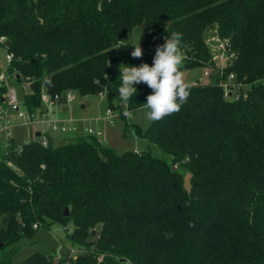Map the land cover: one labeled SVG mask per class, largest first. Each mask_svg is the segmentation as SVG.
<instances>
[{"label":"trees","instance_id":"obj_1","mask_svg":"<svg viewBox=\"0 0 264 264\" xmlns=\"http://www.w3.org/2000/svg\"><path fill=\"white\" fill-rule=\"evenodd\" d=\"M215 38L228 44L222 66ZM1 39L12 58L0 72L28 114L42 109V92L103 96L124 120L150 107L135 135L170 162L86 135L58 146L10 140L0 148V250L58 224L72 227L78 252L56 264H264V0H0ZM170 47L181 64L159 68ZM141 64L215 74L160 91L128 81H146ZM229 75L246 99L224 97ZM53 260L36 252L19 264Z\"/></svg>","mask_w":264,"mask_h":264},{"label":"rangeland","instance_id":"obj_2","mask_svg":"<svg viewBox=\"0 0 264 264\" xmlns=\"http://www.w3.org/2000/svg\"><path fill=\"white\" fill-rule=\"evenodd\" d=\"M142 31L139 28H135L130 35L126 37V44L136 51ZM207 42V40H206ZM5 41H0V68H3L7 63L5 60L6 50ZM211 52L212 48L210 49ZM166 65H160L159 68L171 67L173 64L180 65L183 59L181 50H177L170 47L164 52L163 58ZM217 61V60H216ZM219 65V62H216ZM120 70H123L120 67ZM139 70L146 77L144 80H128L130 82L139 83L143 85H149L156 90L164 91L178 85H191L193 82L199 81L200 84L209 83V80L203 76V70L201 68L184 70L177 73L162 74L156 68L148 65L141 64ZM209 76L215 74V71H206ZM18 99L20 98L21 92L15 87ZM30 89L28 86H24L23 92L28 93ZM74 96V101L61 105L59 107L60 116L62 115L69 117L82 116L90 118L94 123V127L98 126L109 137V147L114 148L117 153H123L126 151H148L150 154L158 159L170 162V157L162 152L159 148L153 145H149L145 140L139 139L135 135V127L141 128V130L148 127L151 117L150 107H145L137 111L129 112L125 115V120L121 117V112L118 117L113 119L112 124H109L103 120L98 121L105 115V110L109 107L106 100L102 96H88L80 97L75 93L71 92ZM20 100V99H19ZM115 104V100L112 103ZM84 105L85 109L80 110V106ZM48 124L36 123L27 127H16L12 129V136L18 143H25L29 141H42L46 137H53L52 145L58 146L63 144L68 138L73 137L72 135H60L47 131ZM45 131H47L45 133ZM40 133V136H36V133ZM2 149V148H1ZM3 150V149H2ZM182 176H185L183 170H180ZM72 230L69 225L66 228L58 224H53L47 231L44 228H40L36 231L32 238H21L17 242H14L5 248L0 250V263L1 264H19L24 259L29 257L31 254L39 252L45 255H50L54 260L63 258L67 252L71 256H74L78 252L76 246H72L67 239L68 234ZM93 237L89 239L93 241ZM1 246V245H0Z\"/></svg>","mask_w":264,"mask_h":264},{"label":"built area","instance_id":"obj_3","mask_svg":"<svg viewBox=\"0 0 264 264\" xmlns=\"http://www.w3.org/2000/svg\"><path fill=\"white\" fill-rule=\"evenodd\" d=\"M1 42L4 40L1 39ZM212 41V53L214 54L213 60L215 62H219V66H222L225 64V62L228 59V44L226 41H220L217 38L211 39ZM12 55L6 54L5 60L6 63H9L11 61ZM217 60V61H216ZM165 64V61L161 62V65L163 66ZM203 76L207 79L211 78V75L205 71L203 72ZM6 87V93L4 95V103L0 107V148H2L4 151L7 150L9 146L10 140L13 139L12 136V129L16 127H27L29 125H33L36 123H40L42 125L48 124L47 131H50L51 133H56L60 135H86V136H92L95 137L97 142L100 145H107V138L104 134V132L98 128H93L90 126H83L85 124V120H78L71 117L68 118H51L50 115L43 109L44 107H53L56 104H59L62 102V98H65L66 103H70L74 101V96L71 92H68L64 95H54L49 96L45 92H42L41 94V103L43 105L42 109L34 114H28L21 106V103L19 102L16 90L14 87L10 86L8 84V77L5 75L4 70L0 72V86ZM192 85H197V82H193ZM219 86L223 90L224 97L233 101H238L241 99L247 98V93L244 89H242V86L235 82L234 76L229 75L228 78L225 81H221L219 83ZM102 97V96H101ZM5 106V108H4ZM122 107L125 109L126 105L122 104ZM9 113H12L15 117V120L13 121L10 118ZM119 111L115 109L107 108L105 110V115L101 119H97L98 121L103 120L109 124H112L113 119L118 117ZM45 131V133L47 132ZM40 136V133H39ZM41 145L47 146L48 143H52V140L50 137H46L44 140L40 141ZM16 154L20 153V149L16 148L15 150ZM33 229H36V225L32 226ZM65 264H70L69 262Z\"/></svg>","mask_w":264,"mask_h":264},{"label":"crops","instance_id":"obj_4","mask_svg":"<svg viewBox=\"0 0 264 264\" xmlns=\"http://www.w3.org/2000/svg\"><path fill=\"white\" fill-rule=\"evenodd\" d=\"M65 104H67V103H63V102H61V103H59V104H56L55 106H53V107H49V108H47V107H44L43 109L50 115V117L51 118H68L67 116H60V110H59V107L61 106V105H65ZM4 108H5V106H4ZM85 109V106L84 105H81L80 106V110H84ZM9 115H10V118L14 121L15 120V117H14V115L12 114V113H9ZM69 117H71V118H74V119H78V120H85V124H83L81 127H83L84 125L85 126H90V127H93V128H98V129H100V130H102L100 127H94V124H92V123H94L92 120H90V118H86V117H82V116H72V115H70ZM101 121V120H100ZM103 131V130H102ZM104 132V134H105V136H106V138H107V145H109V137H108V135L106 134V132L105 131H103ZM37 134H38V136H39V133L37 132L36 133V136H37ZM51 138V140H52V142H53V137H50ZM14 139V138H13Z\"/></svg>","mask_w":264,"mask_h":264},{"label":"water","instance_id":"obj_5","mask_svg":"<svg viewBox=\"0 0 264 264\" xmlns=\"http://www.w3.org/2000/svg\"><path fill=\"white\" fill-rule=\"evenodd\" d=\"M169 43L170 42H168V44ZM6 46H8V44ZM152 56L155 60H157L161 56V54L160 53H153ZM62 102L66 103L65 98H62ZM37 136H38V134H37ZM190 179H191L190 174H185V176L183 177V188L187 193H190V191H191ZM66 214H67V210L64 211V215H66ZM93 233H94V231L91 232V234H93ZM53 264H56V260H53Z\"/></svg>","mask_w":264,"mask_h":264}]
</instances>
